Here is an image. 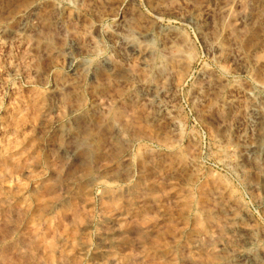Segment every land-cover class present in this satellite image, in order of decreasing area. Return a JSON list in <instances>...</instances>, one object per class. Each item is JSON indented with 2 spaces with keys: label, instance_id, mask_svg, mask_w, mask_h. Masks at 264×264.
Listing matches in <instances>:
<instances>
[{
  "label": "rangeland",
  "instance_id": "374dc122",
  "mask_svg": "<svg viewBox=\"0 0 264 264\" xmlns=\"http://www.w3.org/2000/svg\"><path fill=\"white\" fill-rule=\"evenodd\" d=\"M253 105L264 0H0V264H264Z\"/></svg>",
  "mask_w": 264,
  "mask_h": 264
},
{
  "label": "bare ground",
  "instance_id": "6f19581e",
  "mask_svg": "<svg viewBox=\"0 0 264 264\" xmlns=\"http://www.w3.org/2000/svg\"><path fill=\"white\" fill-rule=\"evenodd\" d=\"M129 46H130V48L132 49V50H137L138 48H139V45L137 44V43H131V44H129ZM257 105V104H256ZM250 114H251V122H253L254 121V123L253 124H255L256 122L255 121H257L256 119H258V118H260V116H262V118H263V115H264V111L263 110H261V109H259V106L257 107V106H255V105H253V106H251V109H250ZM261 120V119H260ZM256 125V124H255ZM250 150V149H249ZM251 151V150H250ZM252 151H254V150H252ZM253 153V152H252Z\"/></svg>",
  "mask_w": 264,
  "mask_h": 264
}]
</instances>
